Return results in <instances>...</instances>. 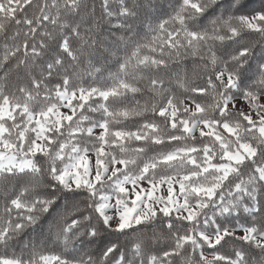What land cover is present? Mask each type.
I'll return each mask as SVG.
<instances>
[{
	"label": "snow or ice",
	"instance_id": "6c2138e0",
	"mask_svg": "<svg viewBox=\"0 0 264 264\" xmlns=\"http://www.w3.org/2000/svg\"><path fill=\"white\" fill-rule=\"evenodd\" d=\"M0 264H264V0H0Z\"/></svg>",
	"mask_w": 264,
	"mask_h": 264
},
{
	"label": "trees",
	"instance_id": "16d2710c",
	"mask_svg": "<svg viewBox=\"0 0 264 264\" xmlns=\"http://www.w3.org/2000/svg\"><path fill=\"white\" fill-rule=\"evenodd\" d=\"M58 250V249H57Z\"/></svg>",
	"mask_w": 264,
	"mask_h": 264
}]
</instances>
